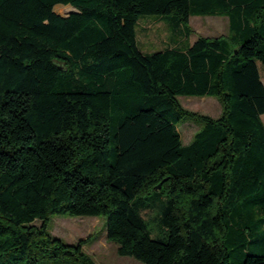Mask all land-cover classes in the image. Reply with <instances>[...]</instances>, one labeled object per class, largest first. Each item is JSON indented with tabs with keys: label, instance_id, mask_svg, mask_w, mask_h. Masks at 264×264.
Returning a JSON list of instances; mask_svg holds the SVG:
<instances>
[{
	"label": "trees",
	"instance_id": "16d2710c",
	"mask_svg": "<svg viewBox=\"0 0 264 264\" xmlns=\"http://www.w3.org/2000/svg\"><path fill=\"white\" fill-rule=\"evenodd\" d=\"M143 16L187 37L192 16L227 17L229 34L143 53ZM260 65L264 0H0V264H96L55 215L103 217L143 264H264ZM188 118L203 127L184 145Z\"/></svg>",
	"mask_w": 264,
	"mask_h": 264
},
{
	"label": "rangeland",
	"instance_id": "374dc122",
	"mask_svg": "<svg viewBox=\"0 0 264 264\" xmlns=\"http://www.w3.org/2000/svg\"><path fill=\"white\" fill-rule=\"evenodd\" d=\"M55 11L67 16L74 11L70 6L58 5ZM190 27L193 30L187 37L183 28L173 31L163 19L155 16H143L137 25V38L140 50L143 53H153L168 48H185L194 43L199 37H219L229 34V20L220 16H192ZM264 77V68L260 65ZM183 107L201 115L219 118L222 114V105L216 97H180ZM203 127V124L194 119H186L178 129L184 145H188L194 135ZM163 186V183H162ZM162 188V187H161ZM159 211H142V216L149 221L152 238H163L164 232L159 227L157 216ZM106 220L103 217H69L55 215L52 217L49 231L54 237L60 238L68 244H78L83 241V250L91 256L96 264H143L130 256H120L117 252L119 245L107 238ZM41 226L40 221L35 222Z\"/></svg>",
	"mask_w": 264,
	"mask_h": 264
},
{
	"label": "crops",
	"instance_id": "0c3cea01",
	"mask_svg": "<svg viewBox=\"0 0 264 264\" xmlns=\"http://www.w3.org/2000/svg\"><path fill=\"white\" fill-rule=\"evenodd\" d=\"M260 73H261V70H260ZM261 77H262V81L264 83V77L262 76V74H261ZM263 121H264V116H263Z\"/></svg>",
	"mask_w": 264,
	"mask_h": 264
},
{
	"label": "water",
	"instance_id": "95a60500",
	"mask_svg": "<svg viewBox=\"0 0 264 264\" xmlns=\"http://www.w3.org/2000/svg\"><path fill=\"white\" fill-rule=\"evenodd\" d=\"M161 187H162V184H160V185L158 186V189H161Z\"/></svg>",
	"mask_w": 264,
	"mask_h": 264
}]
</instances>
